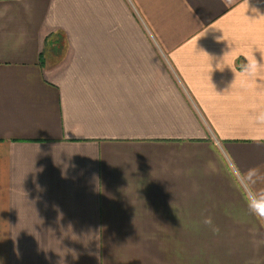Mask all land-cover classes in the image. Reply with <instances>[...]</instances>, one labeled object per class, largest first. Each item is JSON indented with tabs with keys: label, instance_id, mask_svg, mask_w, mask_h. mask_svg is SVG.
I'll use <instances>...</instances> for the list:
<instances>
[{
	"label": "crops",
	"instance_id": "obj_1",
	"mask_svg": "<svg viewBox=\"0 0 264 264\" xmlns=\"http://www.w3.org/2000/svg\"><path fill=\"white\" fill-rule=\"evenodd\" d=\"M262 190L264 0H0V264H264Z\"/></svg>",
	"mask_w": 264,
	"mask_h": 264
},
{
	"label": "clouds",
	"instance_id": "obj_2",
	"mask_svg": "<svg viewBox=\"0 0 264 264\" xmlns=\"http://www.w3.org/2000/svg\"><path fill=\"white\" fill-rule=\"evenodd\" d=\"M253 67H256L257 64L255 60L250 61ZM248 180L250 183L255 184L256 180L260 178L259 172L256 169H252L249 171ZM248 207L250 212L254 215L264 218V190L260 191L259 193H251L248 196ZM206 224H211V218L205 220Z\"/></svg>",
	"mask_w": 264,
	"mask_h": 264
}]
</instances>
